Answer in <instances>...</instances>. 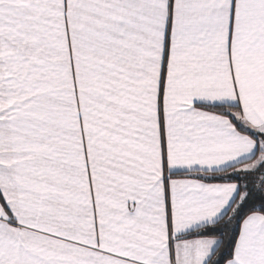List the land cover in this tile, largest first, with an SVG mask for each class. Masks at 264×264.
Masks as SVG:
<instances>
[{"label":"snow or ice","instance_id":"6c2138e0","mask_svg":"<svg viewBox=\"0 0 264 264\" xmlns=\"http://www.w3.org/2000/svg\"><path fill=\"white\" fill-rule=\"evenodd\" d=\"M0 264H264V0H0Z\"/></svg>","mask_w":264,"mask_h":264}]
</instances>
